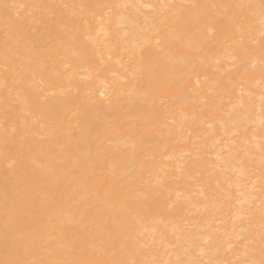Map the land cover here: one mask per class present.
Returning <instances> with one entry per match:
<instances>
[{
  "label": "bare ground",
  "instance_id": "bare-ground-1",
  "mask_svg": "<svg viewBox=\"0 0 264 264\" xmlns=\"http://www.w3.org/2000/svg\"><path fill=\"white\" fill-rule=\"evenodd\" d=\"M259 2L0 0V260L51 264L85 205L100 231L82 259L207 264L241 259L238 237L258 246L264 34L247 6ZM34 175L50 177L43 197L26 195Z\"/></svg>",
  "mask_w": 264,
  "mask_h": 264
},
{
  "label": "snow or ice",
  "instance_id": "snow-or-ice-1",
  "mask_svg": "<svg viewBox=\"0 0 264 264\" xmlns=\"http://www.w3.org/2000/svg\"><path fill=\"white\" fill-rule=\"evenodd\" d=\"M17 7H25L24 5H15V4H4L3 8L6 12L9 10L16 9ZM32 7L37 8L41 10L42 12L47 13L50 10H59L61 7H67L66 5L60 6V5H48V4H37L33 5ZM199 5H189L187 6L188 9L192 8H198ZM215 7V6H214ZM225 9H230L231 5H224ZM247 7H258L261 11V27H262V34H264V0H260L258 5H248ZM185 6H175L173 8V12H179V11H185ZM224 16H235V13H232L230 11H225L223 13ZM177 22L179 21V17L176 18ZM163 23V21H162ZM246 25L241 23H238L236 26V31L239 35V42L242 45L243 44V31L245 29ZM69 38H74L70 35ZM157 44H160L161 41L157 39ZM20 45V41L17 39L14 44H10L8 41L5 42V60H9L12 57H15L18 55V48ZM40 42L38 39L32 40V48L30 49V52L33 57L38 58L40 54ZM149 67L152 69L153 72H155L156 68L158 67L155 64H149ZM262 75H264V67H262ZM154 77L150 76L149 79L146 81L147 84L151 85L152 80ZM101 97L106 98L105 92L101 91L99 93ZM261 100L264 101V94L261 95ZM262 111H264V107H262ZM85 125L87 128L91 129L94 127V124H92L90 121L85 120ZM260 151L262 154H264V145H258ZM262 163H264V156H262ZM11 167V165H10ZM262 175H264V168H262ZM88 175L86 179H88L90 182L95 176V170L88 169L87 170ZM50 177L45 176H25L24 180L26 185H32L34 186L31 191H28L26 189V195H36L39 197H43L44 195V189L47 185L48 180ZM74 195L71 191H65L62 193V197L59 200H53L51 203L56 205H61L66 202L65 198H71ZM41 203L44 202L42 199L40 201ZM261 215L264 217V198H261ZM90 205H85L84 208L81 210V223L84 224V229L79 231L73 236H68L64 239L62 243V254L60 256L54 257V259L51 261V264H128L127 261L124 260H114V259H82L81 257L87 255L88 253V246H87V237H91L94 235V233L100 231L99 225L95 224V218L91 216L89 212ZM86 221H93V225H88L85 223ZM51 226L54 230H59L61 232H68L69 229L64 228L63 225L59 223V221H56L55 223H52L50 221ZM262 229H264V219L261 221ZM237 243L239 244L242 251L239 253V255L242 257L241 259H238L236 261H207V264H264V230L261 231L259 236V245L256 244L255 237H238ZM5 244L7 246V233L5 234ZM234 247L233 244H229L228 248L231 250ZM23 251H28L27 248H24ZM102 251L107 254V249H103ZM95 254V253H94ZM203 254V253H201ZM258 254V256H257ZM0 264H32V262L23 259L20 257V254L17 253L16 258L13 259H5L0 260ZM176 264H185L184 261L177 259ZM195 264H200V262H195Z\"/></svg>",
  "mask_w": 264,
  "mask_h": 264
}]
</instances>
